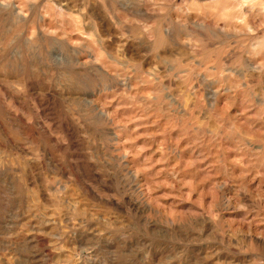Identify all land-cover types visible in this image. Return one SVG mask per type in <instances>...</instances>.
Returning <instances> with one entry per match:
<instances>
[{"label": "rangeland", "instance_id": "1", "mask_svg": "<svg viewBox=\"0 0 264 264\" xmlns=\"http://www.w3.org/2000/svg\"><path fill=\"white\" fill-rule=\"evenodd\" d=\"M0 264H264V0H0Z\"/></svg>", "mask_w": 264, "mask_h": 264}]
</instances>
